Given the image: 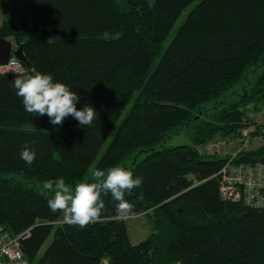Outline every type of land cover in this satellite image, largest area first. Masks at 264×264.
Masks as SVG:
<instances>
[{
	"label": "trees",
	"instance_id": "obj_1",
	"mask_svg": "<svg viewBox=\"0 0 264 264\" xmlns=\"http://www.w3.org/2000/svg\"><path fill=\"white\" fill-rule=\"evenodd\" d=\"M21 14L20 23L0 26V37L24 44L37 71L75 91L78 109L97 111L91 128L71 116L53 126L25 110L16 74L0 73V224L13 234L31 229L22 241L29 264H264V208L222 199L225 159L196 150L236 134L241 108L264 103V0H25ZM259 65L250 88L203 117L205 105L216 108ZM184 126L192 145L153 150ZM24 145L36 152L33 165L21 159ZM140 152L147 154L130 170L143 183L125 198L136 215L153 211L154 231L137 244L114 218L111 194L102 196L101 219L81 228L57 223L52 194L17 179L63 177L75 186L90 168L107 170ZM239 161L264 162V146Z\"/></svg>",
	"mask_w": 264,
	"mask_h": 264
},
{
	"label": "clouds",
	"instance_id": "obj_2",
	"mask_svg": "<svg viewBox=\"0 0 264 264\" xmlns=\"http://www.w3.org/2000/svg\"><path fill=\"white\" fill-rule=\"evenodd\" d=\"M108 39V34L102 36ZM15 65V61L10 60ZM16 79L12 81L17 90L16 95L22 98L25 110L39 117L47 115L53 126L62 125L71 116L82 128H91L97 111L92 105L78 109L81 97L62 83L55 81L50 74H43L32 67L29 70H17ZM21 159L28 165L36 162V152L28 145L23 146ZM89 175L75 186L66 183L63 177L47 180L42 188L52 194L48 207L53 213H62L63 221L68 225L81 228L94 224L107 211L103 195L111 194L115 202V219L127 220L136 215L135 205L126 199L134 189L143 183L142 177L124 167L114 166L107 170L90 168ZM143 199L141 193L138 200Z\"/></svg>",
	"mask_w": 264,
	"mask_h": 264
},
{
	"label": "built area",
	"instance_id": "obj_3",
	"mask_svg": "<svg viewBox=\"0 0 264 264\" xmlns=\"http://www.w3.org/2000/svg\"><path fill=\"white\" fill-rule=\"evenodd\" d=\"M10 60L15 61V65L10 64ZM12 69L26 71L16 57H11L5 64L0 63V73H15ZM241 110L243 118L236 134L217 135L198 144L196 150L203 156L225 159L217 173L222 199L264 208V162L239 161L242 154L264 146V103L250 102ZM30 235L31 229L13 234L0 224V264H29L22 241Z\"/></svg>",
	"mask_w": 264,
	"mask_h": 264
},
{
	"label": "rangeland",
	"instance_id": "obj_4",
	"mask_svg": "<svg viewBox=\"0 0 264 264\" xmlns=\"http://www.w3.org/2000/svg\"><path fill=\"white\" fill-rule=\"evenodd\" d=\"M24 2L25 0H0V26L7 20H13L16 23H20L22 21L21 7ZM189 9L190 8H188L185 12H183V14L178 19L176 25L174 26L169 36V39L165 43V46H167L172 40L176 30L179 28V26L183 23L184 19L186 18V14ZM262 69H263L262 65L252 67L250 69L251 71L249 70L243 81L238 85H236L229 93H227V96L221 99L220 103L217 104L216 108H214L211 103L205 105L204 106L205 114H203V117L211 116V114L217 111V109L226 101L237 100L239 98V95L243 93L246 88L247 89L250 88L255 83L258 76L261 74ZM11 71H15V70L12 69ZM115 132L116 129L110 134L107 143L113 138ZM184 144H188V145L193 144V134L191 128H188L187 126L182 127L178 133H173L165 137L160 143L154 146L153 150H160L163 148H169ZM146 154L147 152H140L137 154L136 158L134 156L125 163L117 166L124 167L130 170L132 162H134L135 160L138 161L141 160ZM17 179L22 180L23 182H27V184L30 186H34L39 192L49 193L48 191L43 190L42 188L43 184L31 183L22 179L21 177L20 178L18 177ZM152 214L153 211L151 210L149 211V213L143 212L135 215L133 218L125 220L126 225L128 227V233L131 243L133 244L139 243L140 241L149 237L150 234L154 231ZM62 222H63V215L61 216L60 220L57 223H62ZM51 241H52V236L47 240V242L43 246L42 251H44L48 247Z\"/></svg>",
	"mask_w": 264,
	"mask_h": 264
},
{
	"label": "water",
	"instance_id": "obj_5",
	"mask_svg": "<svg viewBox=\"0 0 264 264\" xmlns=\"http://www.w3.org/2000/svg\"><path fill=\"white\" fill-rule=\"evenodd\" d=\"M11 57L19 59L24 64L26 70L33 67L24 53V44L16 48L12 40L0 37V63H7Z\"/></svg>",
	"mask_w": 264,
	"mask_h": 264
}]
</instances>
